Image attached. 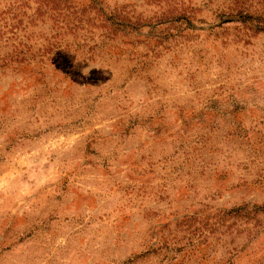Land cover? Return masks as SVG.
<instances>
[{
	"label": "rangeland",
	"instance_id": "1",
	"mask_svg": "<svg viewBox=\"0 0 264 264\" xmlns=\"http://www.w3.org/2000/svg\"><path fill=\"white\" fill-rule=\"evenodd\" d=\"M0 264H264V0H0Z\"/></svg>",
	"mask_w": 264,
	"mask_h": 264
}]
</instances>
